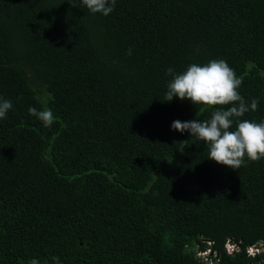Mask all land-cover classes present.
<instances>
[{
	"label": "trees",
	"instance_id": "obj_1",
	"mask_svg": "<svg viewBox=\"0 0 264 264\" xmlns=\"http://www.w3.org/2000/svg\"><path fill=\"white\" fill-rule=\"evenodd\" d=\"M212 59L259 100L242 119L264 121V0H116L106 17L0 0V97L13 104L0 264H264V159L233 170L171 128L213 109L166 102V70Z\"/></svg>",
	"mask_w": 264,
	"mask_h": 264
},
{
	"label": "clouds",
	"instance_id": "obj_2",
	"mask_svg": "<svg viewBox=\"0 0 264 264\" xmlns=\"http://www.w3.org/2000/svg\"><path fill=\"white\" fill-rule=\"evenodd\" d=\"M67 3L78 8L82 4L90 13L106 17L114 11L116 0H67ZM131 54L132 49L129 48L128 55ZM166 75L172 77L167 83L166 102L179 98L181 101L188 100L197 107L213 109L209 119L174 121L172 130L190 133L193 138L206 145L207 159L233 170L242 167L246 160L259 162L264 159V121L242 119L246 113L258 110L259 100H245L239 91L242 81L225 60L191 63L180 73L169 67ZM12 108L10 100L0 97V120L5 119ZM28 111L46 128L51 127L55 121L50 109L38 110L30 106ZM225 246L229 252L239 247L233 241H227ZM247 250L251 254L258 249L255 245ZM53 260L60 264L59 257H53ZM30 264H39V261L31 259Z\"/></svg>",
	"mask_w": 264,
	"mask_h": 264
},
{
	"label": "built area",
	"instance_id": "obj_3",
	"mask_svg": "<svg viewBox=\"0 0 264 264\" xmlns=\"http://www.w3.org/2000/svg\"><path fill=\"white\" fill-rule=\"evenodd\" d=\"M256 249H259V248L256 246Z\"/></svg>",
	"mask_w": 264,
	"mask_h": 264
}]
</instances>
